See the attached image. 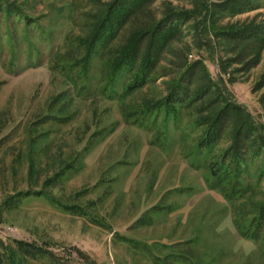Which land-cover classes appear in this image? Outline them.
<instances>
[{
    "label": "rangeland",
    "instance_id": "rangeland-1",
    "mask_svg": "<svg viewBox=\"0 0 264 264\" xmlns=\"http://www.w3.org/2000/svg\"><path fill=\"white\" fill-rule=\"evenodd\" d=\"M112 1L0 0L4 263L264 264V221L251 223L264 207V151L256 159L240 151L236 175L232 127L214 145L204 140L220 106L169 111L178 45L142 86L127 92L134 77L126 76L109 82L108 52L124 32L90 56L86 41ZM253 1L257 9L220 24L264 26V0ZM164 3L190 7L160 0L156 8ZM242 49L214 40L211 52L190 59L201 55L214 91L230 92L264 127V87L256 88L264 49L255 65L238 55ZM18 242L45 252L34 257Z\"/></svg>",
    "mask_w": 264,
    "mask_h": 264
},
{
    "label": "trees",
    "instance_id": "trees-1",
    "mask_svg": "<svg viewBox=\"0 0 264 264\" xmlns=\"http://www.w3.org/2000/svg\"><path fill=\"white\" fill-rule=\"evenodd\" d=\"M160 0H113L107 7L105 15L94 25L90 40L86 41L88 56L95 51L98 45L104 49L117 39L121 32L124 40L122 43L110 50V59L107 61V71H110L109 82L114 83L123 76L134 77V80L127 89V92L146 83L166 59L170 48L173 45L180 46L175 49L179 52L182 63H175L181 67L179 77L175 79L173 88L169 93V111H175L177 104L193 106L202 103L200 112H209L216 109L212 117L206 121L209 128L204 140L209 145L218 141L228 126L234 132L233 145L230 151L234 152L231 157L238 175L243 162L240 151H250L252 158L256 159L264 150V127H257L252 120L250 112L244 107L235 103L230 92L221 87L214 91L215 81L205 59H190L194 51L205 49L211 52L214 47V40H223L232 44V49L243 48L238 55L243 59L251 57L255 64H258L261 51L264 49V26L255 23L220 24L221 19L234 18L257 9L253 0H189V8H179L173 4L164 3L162 8H156ZM189 28V42L184 41V29ZM193 46V47H192ZM171 65L173 63L170 62ZM249 64V63H248ZM229 60L222 64L227 73ZM174 66V65H173ZM249 66V65H248ZM128 79V78H127ZM231 82H234L231 79ZM198 84L195 91H190L192 84ZM264 87V75L256 88ZM212 96L211 98H209ZM192 97V98H191ZM209 116V115H208ZM207 118V117H206ZM206 123V124H207ZM200 125L205 123L200 122ZM256 221L257 227L264 221V207H261L259 216H255L251 223ZM257 231V230H256ZM255 231V232H256ZM243 231L244 236H248ZM249 236L258 238L257 233ZM20 249L32 253L34 257L45 251L35 249L34 245L18 242ZM29 248L34 249L32 252ZM0 264H5V247L0 239ZM25 251V252H26ZM82 255V253H80Z\"/></svg>",
    "mask_w": 264,
    "mask_h": 264
}]
</instances>
